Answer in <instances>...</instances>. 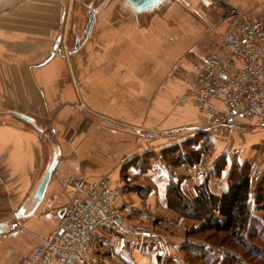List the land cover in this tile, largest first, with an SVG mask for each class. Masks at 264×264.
I'll list each match as a JSON object with an SVG mask.
<instances>
[{
	"label": "crops",
	"instance_id": "crops-1",
	"mask_svg": "<svg viewBox=\"0 0 264 264\" xmlns=\"http://www.w3.org/2000/svg\"><path fill=\"white\" fill-rule=\"evenodd\" d=\"M225 4L264 22V0H162L154 10L111 23L95 17L91 35L95 25H105L98 44L80 55L79 48L66 45L74 0H0V264H27L40 239L57 229L72 187L106 175L122 179L116 207L127 218H169L156 224L165 232L153 229L154 236L141 243L125 232L101 230L92 242L96 264H158L178 257L181 244L170 234L185 220L169 210L168 179L151 167L140 170V156L167 147L182 131L192 137L198 131L191 129L205 122L195 106L177 99L191 66L220 54L228 29ZM85 6L92 9L91 1ZM155 129L173 135L149 137ZM209 133L212 154L174 169L186 178L182 189L188 197L196 196L203 180L212 193L223 194L236 161L253 162L259 178L264 176V126L257 120L233 132ZM55 154L67 186L52 176L33 210L32 196ZM220 157L218 173L214 161Z\"/></svg>",
	"mask_w": 264,
	"mask_h": 264
},
{
	"label": "built area",
	"instance_id": "built-area-1",
	"mask_svg": "<svg viewBox=\"0 0 264 264\" xmlns=\"http://www.w3.org/2000/svg\"><path fill=\"white\" fill-rule=\"evenodd\" d=\"M228 29L220 42V54L195 62L186 72L188 84L179 103L195 106L205 122L192 131L233 132L247 120L264 126V22L245 16L241 9L225 4ZM235 154L230 149L229 155ZM62 186L59 162L52 174ZM120 187L109 176L72 187L57 229L26 258L27 264H96L93 239L103 229L125 232L143 240L153 230L136 226L116 207Z\"/></svg>",
	"mask_w": 264,
	"mask_h": 264
},
{
	"label": "rangeland",
	"instance_id": "rangeland-1",
	"mask_svg": "<svg viewBox=\"0 0 264 264\" xmlns=\"http://www.w3.org/2000/svg\"><path fill=\"white\" fill-rule=\"evenodd\" d=\"M91 1L92 9H88L85 5ZM114 5V6H113ZM107 6L104 10L103 7ZM113 6L111 9L110 7ZM100 7V8H99ZM158 7V6H157ZM156 7V8H157ZM154 8V9H156ZM99 9L100 11L96 13L95 17L96 20L99 18V20L103 19H111L110 23L114 21L115 17L116 19L120 18H126V17H132L135 16L136 13H133L129 8L125 6L124 0H74L73 9L71 12V17L69 24L66 27V45L67 47L71 48V50L74 49H80V55H83V51L85 49L87 50H94L95 47L98 44V33L100 32V28H103L105 26L103 23L95 25L96 27L93 30V33L91 35V31L89 34L85 33V26L89 20L90 12ZM152 9V10H154ZM103 19H102V18ZM93 26V25H92ZM109 26V24H107ZM92 30V29H91ZM63 31V29H62ZM91 35V36H90ZM77 36L79 39L78 46L75 39H77ZM90 38L91 42H87V39ZM86 43L84 44V42ZM76 44V45H75ZM84 48V50H83ZM179 98L177 99V104L179 103ZM183 105V104H182ZM202 126V125H201ZM181 132V131H180ZM174 133V132H173ZM179 133V132H178ZM170 135L172 134L169 130H151L148 135L151 136H164V135ZM196 133H193V135ZM173 135V134H172ZM211 135V134H210ZM188 132L182 131L179 136L171 137L169 140L170 145L174 146L178 145L180 146L179 152L181 154L187 152L190 150V148L186 149V147L183 146V140H186L190 138L188 137ZM212 137V136H211ZM161 140V139H160ZM163 140V139H162ZM178 142V144L174 142ZM180 141V142H179ZM182 141V142H181ZM168 142V141H167ZM168 144V143H166ZM201 148L198 147V150H200L202 157L201 159L206 160L207 157H209L212 152L214 151V148L211 146L214 145V140L210 138H205L200 143ZM262 147L264 148V141H261ZM165 145V144H164ZM163 149V148H162ZM162 149L158 150V152H148L145 155L140 156L143 166L140 170L145 168H150L154 173H156L158 176H162L164 178L168 179V183L170 181L176 183L178 182L179 178L186 179L182 175H178L174 173V169L185 165L181 164L182 161L181 158H176L177 154H174V156H169V154L163 153ZM238 162V161H236ZM187 165V164H186ZM223 165V160L220 157L217 161H214V166H216V169L218 172H220L221 166ZM124 170V167H123ZM208 171V170H207ZM122 173H124L122 171ZM260 171H258V168L256 166L255 172H253V190L256 189L257 183L259 180H261L264 176L260 177ZM108 176V175H106ZM110 177V176H109ZM111 178V177H110ZM113 179V178H112ZM114 180V179H113ZM122 179L114 180L118 183L120 189H121V182ZM183 180V181H184ZM167 183V184H168ZM167 188V186H166ZM167 190V189H166ZM183 190V189H182ZM170 211L175 213L178 217L185 220V223H182L180 225V228L173 227V233L170 235L173 236L172 239L178 243L180 242L179 250H177L178 257L171 256L167 260L162 259L158 262V264H167L169 259L175 260L177 264H221L223 261L225 262L229 258H234L236 260L237 264H264V261L260 259L258 256L254 255V253H247L242 247L238 245V243L235 241V239L230 236L227 233H220V234H213L211 232H205V233H196L193 231L194 228H201L202 222L198 220H192V219H186L180 216L176 211L169 208ZM254 214L258 217L257 219L260 220L262 223H264V206H256L254 208ZM124 215V214H123ZM164 218H169L164 216L163 214H156L149 218L148 222L143 221H135L133 219L128 218L129 221H131L136 226H143L146 228H149L151 230H155L156 232H165V229L158 228L157 229V223ZM177 228V229H176ZM169 234V233H168ZM249 244L251 249H256L257 247H253L254 245H261L264 246V242L259 237H255L252 239H249ZM188 244H195V245H201L204 246L207 251H209L212 254V259H210L208 262L206 260H201L197 256V252H194L193 254L191 252H187L183 250V246ZM160 247V246H159ZM258 249V248H257Z\"/></svg>",
	"mask_w": 264,
	"mask_h": 264
},
{
	"label": "trees",
	"instance_id": "trees-1",
	"mask_svg": "<svg viewBox=\"0 0 264 264\" xmlns=\"http://www.w3.org/2000/svg\"><path fill=\"white\" fill-rule=\"evenodd\" d=\"M204 137L212 139L209 132L201 131L184 140L181 148L190 150L183 154L179 152L178 145L165 147L162 151L172 157L177 154L176 158H181V164L194 165L201 160L202 154L198 147ZM255 170L256 165L251 161L235 162L229 173L228 189L221 195L212 193L207 181L203 180L196 186V196L190 198L182 190L183 178H179L176 183L170 181L166 188L168 207L183 218L203 223L201 228H194L192 233H227L247 253L253 252L264 261V246L254 245L258 249H251L249 244V239L255 237H260L264 242V223L254 214L256 206H264V177L253 190L252 177ZM183 250L192 254L197 252L198 258L207 262L212 259V254L201 245L188 244L183 246ZM167 264L177 263L169 259ZM221 264L237 263L234 258H229Z\"/></svg>",
	"mask_w": 264,
	"mask_h": 264
},
{
	"label": "water",
	"instance_id": "water-1",
	"mask_svg": "<svg viewBox=\"0 0 264 264\" xmlns=\"http://www.w3.org/2000/svg\"><path fill=\"white\" fill-rule=\"evenodd\" d=\"M161 1L162 0H124V3H125V6L127 8H129L133 13L140 14V13H144L146 11H149V10L156 8L157 6H159ZM99 11H100L99 9L89 11L90 17H89V21H88L86 29H85V33H87V34L90 33L92 25H93L94 20H95V15ZM78 42H79V40L77 39V46H78ZM59 43H60V41L57 43V47H58ZM17 116L26 120L27 122L34 123V119L30 116H27L25 114H20V113L17 114ZM57 164H58V155L55 154L53 157V160L46 167V169L43 173V176L40 180V183L38 184V187L36 188V191L34 192V194L32 196L31 200L34 203L33 204L34 205L33 210H35V208L42 202V200L44 198L45 191H46V187H47V185H48V183L52 177L53 171L56 168ZM22 211H24V208L21 209V213H22ZM63 212H64V210H62L61 214H63Z\"/></svg>",
	"mask_w": 264,
	"mask_h": 264
}]
</instances>
